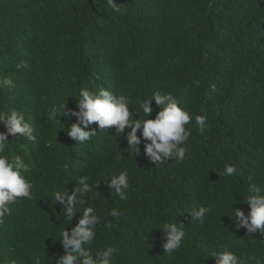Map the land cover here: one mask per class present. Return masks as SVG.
<instances>
[{"label":"trees","instance_id":"obj_1","mask_svg":"<svg viewBox=\"0 0 264 264\" xmlns=\"http://www.w3.org/2000/svg\"><path fill=\"white\" fill-rule=\"evenodd\" d=\"M115 3L118 12L105 0H0V80H13L12 87L0 86V109L22 112L35 136H9L7 153L24 158L34 189L0 225V264L13 258L55 264L64 254L59 234L78 223L82 209L66 225L52 193L71 191L81 175L97 184L86 198L101 217L92 248L116 247L114 264H216L211 255L218 251L264 264V234H248L232 218L236 207L249 213V183L264 185V0ZM21 62L25 67L17 68ZM101 87L128 96L134 119L137 110L144 118L141 98L172 93L193 116L185 126L191 133L185 159L154 165L143 138L140 151L130 154L129 129L104 133L96 122L85 130L97 136L79 144L66 129L76 116L48 118L53 107L81 111L79 89ZM153 108L154 118V101ZM196 115L207 117L203 135ZM0 131L6 132L3 124ZM226 164L237 174L222 175ZM120 171L131 185L124 200L111 185ZM200 206L211 210L203 224L189 213ZM113 208L123 216L111 217ZM168 221L186 231L171 256L163 247Z\"/></svg>","mask_w":264,"mask_h":264},{"label":"clouds","instance_id":"obj_2","mask_svg":"<svg viewBox=\"0 0 264 264\" xmlns=\"http://www.w3.org/2000/svg\"><path fill=\"white\" fill-rule=\"evenodd\" d=\"M106 6L113 11L118 12L115 0H105ZM25 67L21 62L17 68ZM0 86H13L11 78L0 80ZM153 101L158 107L154 112ZM76 103L81 111H66V105L62 109L53 107L48 112V118L53 121H60L57 116L74 115L78 122L61 129H67V134L79 144H85L96 137L98 132L85 130L86 126L92 122L98 124L100 132H104L114 126L116 134L126 133L128 151L135 154L140 151L141 138L145 141L144 151L154 165H162L174 159L177 162L185 159L188 147L186 142L190 136V129L186 128L193 119L189 110L182 107L176 97L170 92L155 90L151 96H145L138 101L139 109L142 110L144 118H141V112L138 118H133L130 110V101L124 94H116L108 88L88 89L81 88L76 97ZM62 111V114H61ZM195 123L198 131L203 135L208 128V121L205 115H196ZM0 124L6 128V132L0 131V225L5 223L6 216H10L11 205L17 203L20 199H32L34 183L26 175L30 171L29 165L21 155L10 158L7 153L9 145V136L23 138L34 141V129L25 119V115L17 109H0ZM83 125V127L81 126ZM138 130L141 135L138 136ZM99 132V133H100ZM119 135V136H120ZM237 174V167L234 164H226L222 175L232 177ZM90 176L81 175L76 181L75 186L69 191L55 190L52 193V199L59 201L63 205V218L66 225L76 212L82 214L78 223L70 229L65 227L59 234L60 243L64 249L63 255H57L52 260L55 264H114V257L118 249L108 245L104 248L93 250L92 245L97 236V226L101 222V217L94 206L87 203L89 193L93 192V185L90 182ZM251 177L249 180L251 181ZM111 185L115 186V193L121 200L127 199V190L131 187L129 174L127 171H120L113 175ZM248 195L245 202L249 205V213L246 216L240 207L233 208V219L239 220V225L246 228L248 234L257 232L264 234V185L249 183ZM207 206H200L192 209L189 213L192 220L203 224L207 214L210 212ZM109 215L113 218H121L123 213L118 208L110 210ZM114 225H107L108 228ZM167 241L163 247L169 256L181 247L185 238L186 231L182 224L177 222H165L163 225ZM211 256L215 257L216 264H245V260L235 254L233 251H218ZM9 264H17L13 258ZM37 264L39 259L37 258Z\"/></svg>","mask_w":264,"mask_h":264}]
</instances>
